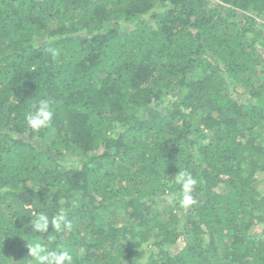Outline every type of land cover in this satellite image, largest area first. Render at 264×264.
<instances>
[{
    "label": "trees",
    "instance_id": "trees-1",
    "mask_svg": "<svg viewBox=\"0 0 264 264\" xmlns=\"http://www.w3.org/2000/svg\"><path fill=\"white\" fill-rule=\"evenodd\" d=\"M259 19L264 0H0V264H35L33 241L73 264H264ZM60 209L70 228L33 231Z\"/></svg>",
    "mask_w": 264,
    "mask_h": 264
},
{
    "label": "clouds",
    "instance_id": "clouds-1",
    "mask_svg": "<svg viewBox=\"0 0 264 264\" xmlns=\"http://www.w3.org/2000/svg\"><path fill=\"white\" fill-rule=\"evenodd\" d=\"M54 112L53 102L48 98H40L36 103L31 105L30 110L25 115V120L32 131L39 132L41 129L49 126ZM174 182L180 187V204L184 207L193 205L196 201L192 192L197 184V180L192 173L188 170L179 171L174 175ZM49 225L52 226V232L55 233H60L63 229L70 228L71 222L68 220L67 211L60 209L51 219L46 214L41 213L32 223L33 231L39 233H47ZM49 238L55 239V237L48 235L47 239ZM28 248L29 254L35 261V264H73V253L63 243L49 248L43 242L33 241Z\"/></svg>",
    "mask_w": 264,
    "mask_h": 264
},
{
    "label": "rangeland",
    "instance_id": "rangeland-1",
    "mask_svg": "<svg viewBox=\"0 0 264 264\" xmlns=\"http://www.w3.org/2000/svg\"><path fill=\"white\" fill-rule=\"evenodd\" d=\"M258 21H259V25H260V24H264V20L259 19ZM260 26H261V25H260ZM263 191H264V190H263ZM168 198H171V196H169ZM182 245H183V243H182V242H179L177 246H179L178 248H180Z\"/></svg>",
    "mask_w": 264,
    "mask_h": 264
}]
</instances>
